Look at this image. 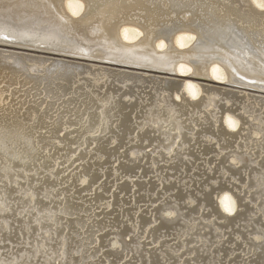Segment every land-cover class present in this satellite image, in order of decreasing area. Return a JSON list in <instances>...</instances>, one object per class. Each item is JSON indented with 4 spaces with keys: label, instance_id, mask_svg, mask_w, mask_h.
<instances>
[{
    "label": "bare ground",
    "instance_id": "1",
    "mask_svg": "<svg viewBox=\"0 0 264 264\" xmlns=\"http://www.w3.org/2000/svg\"><path fill=\"white\" fill-rule=\"evenodd\" d=\"M0 42L87 58L0 46V264H264V0H0Z\"/></svg>",
    "mask_w": 264,
    "mask_h": 264
},
{
    "label": "water",
    "instance_id": "2",
    "mask_svg": "<svg viewBox=\"0 0 264 264\" xmlns=\"http://www.w3.org/2000/svg\"><path fill=\"white\" fill-rule=\"evenodd\" d=\"M0 46L1 47H10V48L14 47L16 49H25V50H29V51H35V52H39V53H46V54H50V55H59V56H63V57L87 59L86 57H79V56H75V55L59 53V52H54V51H50V50H41V49H35V48H30V47H23V46L8 44V43H1L0 42ZM175 74H179V73H175ZM199 78H201V77H199ZM204 79L207 80V81L214 82V79H210V78H204Z\"/></svg>",
    "mask_w": 264,
    "mask_h": 264
},
{
    "label": "rangeland",
    "instance_id": "3",
    "mask_svg": "<svg viewBox=\"0 0 264 264\" xmlns=\"http://www.w3.org/2000/svg\"><path fill=\"white\" fill-rule=\"evenodd\" d=\"M229 84H231V83H229V82H226V83H224L223 85H229ZM249 88H251V87H249Z\"/></svg>",
    "mask_w": 264,
    "mask_h": 264
}]
</instances>
